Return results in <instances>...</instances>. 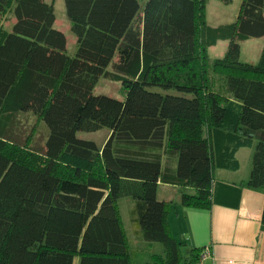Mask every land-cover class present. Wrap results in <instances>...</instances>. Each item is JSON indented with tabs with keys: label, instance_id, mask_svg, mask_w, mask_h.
Wrapping results in <instances>:
<instances>
[{
	"label": "trees",
	"instance_id": "1",
	"mask_svg": "<svg viewBox=\"0 0 264 264\" xmlns=\"http://www.w3.org/2000/svg\"><path fill=\"white\" fill-rule=\"evenodd\" d=\"M208 1L64 0L70 55L55 0H0V264H136L125 195L132 231L163 247L147 264H179L174 203L158 185L190 187L181 205L208 209L215 169L236 168L251 142L244 185L264 194V44L257 61L240 58L244 41L264 39V0H241L216 27ZM218 40L225 50L211 57ZM101 77L121 83L122 100L94 92ZM22 113L34 124L11 130ZM104 127L101 144L77 136Z\"/></svg>",
	"mask_w": 264,
	"mask_h": 264
},
{
	"label": "crops",
	"instance_id": "2",
	"mask_svg": "<svg viewBox=\"0 0 264 264\" xmlns=\"http://www.w3.org/2000/svg\"><path fill=\"white\" fill-rule=\"evenodd\" d=\"M247 146L250 147L247 158L242 150L245 146L235 152L236 168L215 169L210 208H185L179 200L173 202L167 219L185 256L179 264H191L194 248L201 250L192 260L193 264H264V224L261 221L264 194L244 185L249 176L254 142ZM162 185L177 188L179 193L193 191L190 187L159 184L158 197ZM159 198L173 201V198ZM131 233L130 248L143 245L148 252L146 261H134L136 264H147L153 253H163L158 242H147L132 229Z\"/></svg>",
	"mask_w": 264,
	"mask_h": 264
},
{
	"label": "rangeland",
	"instance_id": "3",
	"mask_svg": "<svg viewBox=\"0 0 264 264\" xmlns=\"http://www.w3.org/2000/svg\"><path fill=\"white\" fill-rule=\"evenodd\" d=\"M241 0H232L230 3H224L220 0H209L206 6V21L209 26L216 27L218 25L227 24L233 22L235 20L239 5ZM54 13L56 17L55 27L60 29L66 36V47L67 52L70 55H73L76 50V37L70 30V22L66 16L64 0H55L54 2ZM13 14H10V10H8L3 18L1 27L7 30H10L11 25L13 23ZM264 39L263 38H250L244 41L241 45V55L240 58L242 61L255 62L257 61L261 48L263 47ZM226 47V41L218 40L214 44L208 47V54L211 57L220 56ZM95 93H102L119 100H122L124 97V90L119 81L110 80L107 78L101 77L99 79L98 84L94 90ZM10 121L11 130H15L18 132L20 130L24 133V131L28 130L32 123L34 124L33 118L26 113L16 114L11 119L7 118ZM9 123V122H8ZM6 123V125L8 124ZM44 125V123L42 122ZM35 134L34 140L32 143H35V140H39L41 138V132L43 131V127L40 124L35 123ZM108 134V128H101L96 131H78L77 136L85 139H91L96 141L98 144L103 143L104 139ZM247 148L249 146H245L242 150H245L246 158L250 152ZM249 161V159H248ZM177 188H170L161 186L160 187V196L173 198L174 201H180V195ZM159 196V197H160ZM134 200L128 196H122L118 199V207L121 219L124 224V228L126 234L130 239L133 238V234L131 233V216L130 210L132 208ZM139 241H137L138 243ZM160 246L161 243H156ZM143 245H135L131 248V255L135 262L143 263L146 261V257L148 252L142 247ZM148 259V258H147Z\"/></svg>",
	"mask_w": 264,
	"mask_h": 264
}]
</instances>
